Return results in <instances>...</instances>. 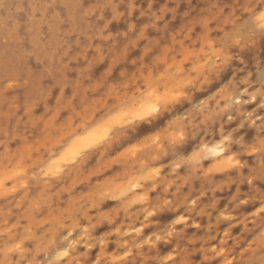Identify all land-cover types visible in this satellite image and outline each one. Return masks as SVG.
<instances>
[{"label": "clouds", "instance_id": "9594fccd", "mask_svg": "<svg viewBox=\"0 0 264 264\" xmlns=\"http://www.w3.org/2000/svg\"><path fill=\"white\" fill-rule=\"evenodd\" d=\"M0 264H264V0H0Z\"/></svg>", "mask_w": 264, "mask_h": 264}]
</instances>
